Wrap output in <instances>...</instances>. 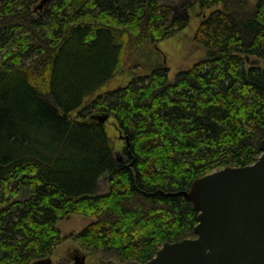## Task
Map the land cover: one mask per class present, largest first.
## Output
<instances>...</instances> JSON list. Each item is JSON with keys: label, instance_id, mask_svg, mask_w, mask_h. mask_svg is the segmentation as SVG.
Masks as SVG:
<instances>
[{"label": "trees", "instance_id": "trees-1", "mask_svg": "<svg viewBox=\"0 0 264 264\" xmlns=\"http://www.w3.org/2000/svg\"><path fill=\"white\" fill-rule=\"evenodd\" d=\"M41 1L0 0V264H43L66 239L93 264L143 263L196 238L193 180L262 154L264 66L247 60L264 59V0ZM193 7L208 55L101 93L127 50L175 36ZM71 214L94 221L63 236Z\"/></svg>", "mask_w": 264, "mask_h": 264}, {"label": "water", "instance_id": "water-1", "mask_svg": "<svg viewBox=\"0 0 264 264\" xmlns=\"http://www.w3.org/2000/svg\"><path fill=\"white\" fill-rule=\"evenodd\" d=\"M124 139L129 146V138ZM260 148L253 164L225 167L193 180L187 196L199 210L196 238L165 242L147 262L123 264H264V139ZM85 261L83 255L81 263Z\"/></svg>", "mask_w": 264, "mask_h": 264}, {"label": "rangeland", "instance_id": "rangeland-1", "mask_svg": "<svg viewBox=\"0 0 264 264\" xmlns=\"http://www.w3.org/2000/svg\"><path fill=\"white\" fill-rule=\"evenodd\" d=\"M177 1L179 0H163L165 3H176ZM210 11L211 9H207L208 13ZM198 12L199 10L196 7L190 9L192 16L190 25L175 36L161 40L152 46H147L140 53H132L127 50L123 58V72L109 83L101 93L105 94L111 89L126 85L133 74L149 73L152 66L159 61L170 67V77L174 78L180 70L191 67L197 60L208 55V50L194 39L196 28L200 22ZM251 64L264 66V59L249 58L247 60V66ZM90 101H86L84 106ZM76 113L77 111L74 112V115ZM108 126L110 128V135L114 141L115 155L119 160H122L123 149L127 146L125 139H123L125 135L117 129L114 119L110 118L108 120ZM100 184L101 192H106L108 190V183L105 177L101 178ZM93 221L92 218L86 216L71 214L61 220L58 227L61 229L62 235L67 236L82 231ZM85 254L87 255L85 264L95 263L94 256L81 249L73 239H66L56 248L54 254L51 256V260H53L52 264H57L63 259L70 264H83L81 263V259Z\"/></svg>", "mask_w": 264, "mask_h": 264}, {"label": "crops", "instance_id": "crops-1", "mask_svg": "<svg viewBox=\"0 0 264 264\" xmlns=\"http://www.w3.org/2000/svg\"><path fill=\"white\" fill-rule=\"evenodd\" d=\"M77 259V258H76ZM80 259V258H79Z\"/></svg>", "mask_w": 264, "mask_h": 264}]
</instances>
